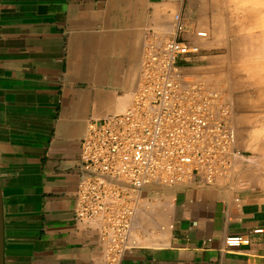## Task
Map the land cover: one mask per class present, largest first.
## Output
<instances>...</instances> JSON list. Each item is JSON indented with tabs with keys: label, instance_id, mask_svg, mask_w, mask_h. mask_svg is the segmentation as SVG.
<instances>
[{
	"label": "crops",
	"instance_id": "obj_1",
	"mask_svg": "<svg viewBox=\"0 0 264 264\" xmlns=\"http://www.w3.org/2000/svg\"><path fill=\"white\" fill-rule=\"evenodd\" d=\"M214 8L209 0H0L3 264H106L101 221L74 213L86 127L129 102L149 29L171 36L172 13L181 12V37L201 47ZM198 28L206 38L194 36ZM198 54L180 59L183 76L209 65ZM244 137L237 129L233 166L211 183L143 187L132 221L138 244L118 264H264V232H253L264 228V174L245 168ZM230 235L249 243L227 248Z\"/></svg>",
	"mask_w": 264,
	"mask_h": 264
},
{
	"label": "built area",
	"instance_id": "obj_2",
	"mask_svg": "<svg viewBox=\"0 0 264 264\" xmlns=\"http://www.w3.org/2000/svg\"><path fill=\"white\" fill-rule=\"evenodd\" d=\"M187 29L181 12L172 16L171 36L149 29L130 105L90 121L81 140L86 175L74 213L77 219L101 221L99 242L106 264H118L138 244L132 221L144 186L175 185L194 177L211 183L233 166L237 151L230 104L206 81L180 74L178 60L201 51L181 37ZM194 34L207 37L204 30ZM248 243L243 235L224 239L227 248Z\"/></svg>",
	"mask_w": 264,
	"mask_h": 264
},
{
	"label": "clouds",
	"instance_id": "obj_3",
	"mask_svg": "<svg viewBox=\"0 0 264 264\" xmlns=\"http://www.w3.org/2000/svg\"><path fill=\"white\" fill-rule=\"evenodd\" d=\"M221 8V41L229 48L230 72L251 86V101L264 104V0H221ZM244 126V166L255 175L264 174V118Z\"/></svg>",
	"mask_w": 264,
	"mask_h": 264
},
{
	"label": "rangeland",
	"instance_id": "obj_4",
	"mask_svg": "<svg viewBox=\"0 0 264 264\" xmlns=\"http://www.w3.org/2000/svg\"><path fill=\"white\" fill-rule=\"evenodd\" d=\"M209 2L215 5V14L209 26L205 25L209 30V37L201 46L199 54L210 55L209 59L211 61H209V65L202 67L199 72L184 76V78L191 80L199 78L206 81L211 87L219 90L230 103V122L235 128V132L241 128L245 136L247 132L245 124H258L264 118V104H260L259 101H251V96L253 95L251 86L245 84L230 72V68L226 63L229 48L227 44L221 41L219 26L220 14L222 12L221 0H209ZM191 58H194V56ZM178 63L182 64V61L178 60ZM218 64H220L219 67ZM131 101L132 94L129 102L121 111H124Z\"/></svg>",
	"mask_w": 264,
	"mask_h": 264
},
{
	"label": "water",
	"instance_id": "obj_5",
	"mask_svg": "<svg viewBox=\"0 0 264 264\" xmlns=\"http://www.w3.org/2000/svg\"><path fill=\"white\" fill-rule=\"evenodd\" d=\"M0 264H3V218H2L1 192H0Z\"/></svg>",
	"mask_w": 264,
	"mask_h": 264
},
{
	"label": "bare ground",
	"instance_id": "obj_6",
	"mask_svg": "<svg viewBox=\"0 0 264 264\" xmlns=\"http://www.w3.org/2000/svg\"><path fill=\"white\" fill-rule=\"evenodd\" d=\"M196 30V29H195ZM194 30V31H195ZM197 30H204L205 32H206V35H208V33H207V30L206 29H203V28H198ZM194 31H193V34H194ZM186 32H188V29H187V31ZM185 32V33H186ZM194 36H195V34H194ZM196 37V36H195ZM196 38H198V37H196ZM206 38V37H205ZM198 39H203V38H198ZM192 43H194V44H197L196 42H192ZM198 45V44H197ZM181 74V76L184 78V76L182 75V73H180ZM228 102V101H227ZM229 103V102H228ZM230 104V103H229ZM231 109V108H230ZM231 117V116H230ZM230 117H229V122H230ZM230 124H231V126H233L232 125V123L230 122ZM235 129V128H234Z\"/></svg>",
	"mask_w": 264,
	"mask_h": 264
}]
</instances>
